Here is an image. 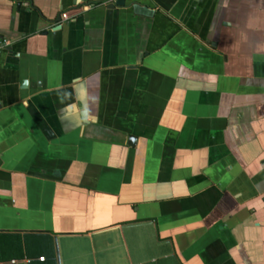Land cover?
Wrapping results in <instances>:
<instances>
[{
	"label": "crops",
	"instance_id": "0c3cea01",
	"mask_svg": "<svg viewBox=\"0 0 264 264\" xmlns=\"http://www.w3.org/2000/svg\"><path fill=\"white\" fill-rule=\"evenodd\" d=\"M115 1L0 0V264H264V0Z\"/></svg>",
	"mask_w": 264,
	"mask_h": 264
},
{
	"label": "water",
	"instance_id": "95a60500",
	"mask_svg": "<svg viewBox=\"0 0 264 264\" xmlns=\"http://www.w3.org/2000/svg\"><path fill=\"white\" fill-rule=\"evenodd\" d=\"M121 2H122V0H116V1H115V4H120ZM23 4H24V5H27L28 3H27V2H24ZM115 4H111V5H115ZM18 5H20V4H18ZM55 246H56L57 262H58V264H60V259H59V255H58V249H57V244H56V242H55Z\"/></svg>",
	"mask_w": 264,
	"mask_h": 264
},
{
	"label": "built area",
	"instance_id": "2783aa9c",
	"mask_svg": "<svg viewBox=\"0 0 264 264\" xmlns=\"http://www.w3.org/2000/svg\"><path fill=\"white\" fill-rule=\"evenodd\" d=\"M40 259H43V258H40Z\"/></svg>",
	"mask_w": 264,
	"mask_h": 264
}]
</instances>
